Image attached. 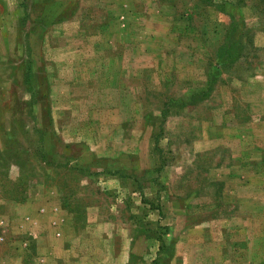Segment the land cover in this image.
I'll return each mask as SVG.
<instances>
[{
	"label": "rangeland",
	"instance_id": "obj_1",
	"mask_svg": "<svg viewBox=\"0 0 264 264\" xmlns=\"http://www.w3.org/2000/svg\"><path fill=\"white\" fill-rule=\"evenodd\" d=\"M0 264H264V0H0Z\"/></svg>",
	"mask_w": 264,
	"mask_h": 264
},
{
	"label": "trees",
	"instance_id": "obj_2",
	"mask_svg": "<svg viewBox=\"0 0 264 264\" xmlns=\"http://www.w3.org/2000/svg\"><path fill=\"white\" fill-rule=\"evenodd\" d=\"M223 4H227L225 1ZM234 31H231L229 35L233 34ZM230 37L228 36L226 39H229ZM239 43V40H237ZM231 44L227 46L225 50H223V54L221 55V62H217V68L216 72L220 71L227 63L230 62L233 59L234 54L231 52ZM232 58V59H231ZM231 59V60H230ZM209 84V83H208Z\"/></svg>",
	"mask_w": 264,
	"mask_h": 264
},
{
	"label": "crops",
	"instance_id": "obj_3",
	"mask_svg": "<svg viewBox=\"0 0 264 264\" xmlns=\"http://www.w3.org/2000/svg\"><path fill=\"white\" fill-rule=\"evenodd\" d=\"M151 240H154V241L158 244V245H157V253H158V252H159V249H160V247H161L159 239L156 238V237H151ZM162 246H163V245H162ZM172 258H174V255L172 256Z\"/></svg>",
	"mask_w": 264,
	"mask_h": 264
}]
</instances>
